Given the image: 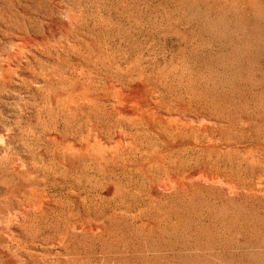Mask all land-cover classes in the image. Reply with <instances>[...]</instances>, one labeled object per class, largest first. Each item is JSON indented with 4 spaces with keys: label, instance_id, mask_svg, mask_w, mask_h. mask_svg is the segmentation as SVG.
Masks as SVG:
<instances>
[{
    "label": "rangeland",
    "instance_id": "1",
    "mask_svg": "<svg viewBox=\"0 0 264 264\" xmlns=\"http://www.w3.org/2000/svg\"><path fill=\"white\" fill-rule=\"evenodd\" d=\"M0 264H264V0H0Z\"/></svg>",
    "mask_w": 264,
    "mask_h": 264
}]
</instances>
